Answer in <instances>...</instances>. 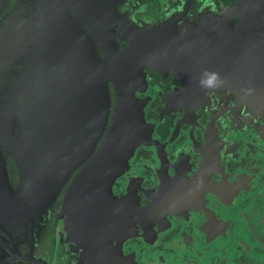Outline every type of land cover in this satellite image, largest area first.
<instances>
[{
    "label": "flooded vegetation",
    "instance_id": "flooded-vegetation-1",
    "mask_svg": "<svg viewBox=\"0 0 264 264\" xmlns=\"http://www.w3.org/2000/svg\"><path fill=\"white\" fill-rule=\"evenodd\" d=\"M60 1L78 28L97 26L96 0ZM98 25L121 53L108 65V132L122 93L142 140L117 173L108 163V197L83 162L39 231H0V264H264V0H108ZM205 72L218 87L201 86Z\"/></svg>",
    "mask_w": 264,
    "mask_h": 264
},
{
    "label": "water",
    "instance_id": "water-1",
    "mask_svg": "<svg viewBox=\"0 0 264 264\" xmlns=\"http://www.w3.org/2000/svg\"><path fill=\"white\" fill-rule=\"evenodd\" d=\"M96 2L97 26L81 30L60 0H37L31 14L20 0L6 20L0 0V231L11 239L39 231L63 176L83 162L82 176L108 197V163L117 173L142 140L141 114L122 93L108 132V65L121 53L98 25L108 0ZM6 158L19 173L14 191Z\"/></svg>",
    "mask_w": 264,
    "mask_h": 264
},
{
    "label": "clouds",
    "instance_id": "clouds-1",
    "mask_svg": "<svg viewBox=\"0 0 264 264\" xmlns=\"http://www.w3.org/2000/svg\"><path fill=\"white\" fill-rule=\"evenodd\" d=\"M204 79H201L200 84L204 88L218 87V74L217 73H204Z\"/></svg>",
    "mask_w": 264,
    "mask_h": 264
}]
</instances>
